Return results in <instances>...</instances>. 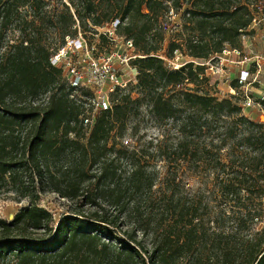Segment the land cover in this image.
<instances>
[{
    "label": "trees",
    "instance_id": "1",
    "mask_svg": "<svg viewBox=\"0 0 264 264\" xmlns=\"http://www.w3.org/2000/svg\"><path fill=\"white\" fill-rule=\"evenodd\" d=\"M61 2L49 8L47 0H0V191L10 186L29 200L13 220L0 217V260L4 264L13 259L15 264H92L98 258L99 264H264V229L238 245L232 233L208 232L194 224L202 207L182 198L167 201L173 223L155 227L150 248L138 238L137 227L125 231L127 238L116 232L121 230L122 214L139 213L135 203L130 208V197L153 187L136 147H118V138L123 142L129 130L140 129L144 106L162 122L176 121L185 111L179 129L186 135L210 119L238 116L239 123L248 127L241 144L254 153L245 157V169L225 183V190L235 196L247 189L264 192L260 183L264 126L244 115L245 107L232 98L183 87L187 82L209 84L206 62L225 47L241 45L242 35L253 32L248 29L256 15L261 12L264 17V0ZM171 10L184 12L185 28L191 34L186 50L192 60L179 68L166 61L180 48L177 41L161 54ZM116 19L115 34L125 42L131 40L139 54L132 60L139 72V96L117 85L108 108L97 103L87 106L83 96H92L91 89L73 85L52 55L79 32L113 41L99 28ZM14 31L19 32L16 40L10 36ZM50 35L59 36V41H51ZM231 85L240 90L237 80ZM42 97L44 101L37 102ZM94 106L97 113L89 119ZM246 109L252 113V107ZM174 149L191 152L187 139ZM218 152L211 161L220 164ZM123 159L132 164L130 171L122 169ZM46 192H56L74 204L56 224L53 214L39 205ZM87 206L90 211L84 209ZM140 228L151 227L146 223ZM105 236L115 245L102 242Z\"/></svg>",
    "mask_w": 264,
    "mask_h": 264
},
{
    "label": "rangeland",
    "instance_id": "2",
    "mask_svg": "<svg viewBox=\"0 0 264 264\" xmlns=\"http://www.w3.org/2000/svg\"><path fill=\"white\" fill-rule=\"evenodd\" d=\"M47 1L49 8L62 5L61 0ZM256 18L257 21L253 23L254 28L252 25L248 31L256 29V32L261 31L263 33L264 17H262L261 12L256 15ZM185 25L186 20L183 11L178 13L174 10L173 13L170 11L167 21H165L166 39L161 54L165 55L164 53L168 50L171 41L175 40L181 46L176 50L174 58L166 60L169 66L174 65L173 62H175L180 67L191 59L186 50V42L190 33H188ZM107 29V27H101L99 31L105 32ZM10 36L16 40L19 37V32L14 31ZM78 38L83 40L84 46L82 48L71 46L70 51L59 58L53 54L52 60L54 64L63 66L70 81L73 82L78 75L82 80L81 86L91 89L92 96H83L87 101V106L90 103L99 105L103 91L106 94V99H111L110 94L117 85L116 79L119 80L120 86L132 90L135 96H139L136 88L138 73L136 66L132 63V60L139 56L135 47L127 46L125 38L118 35H115L113 41H108L100 38L97 34L93 35L91 32H79L74 39L77 40ZM248 38L244 39L242 35L239 49H243L245 46H248V48L245 47L246 49L251 47V44L246 42ZM50 40L58 42L59 36L50 35ZM241 65V63L233 64L226 62V60L221 65V60L216 56L206 62V77L209 78V84L206 81L199 84L187 82L183 87L199 93L209 91L221 99L232 98L234 102L245 107L243 108L244 115L253 117L256 122L264 126V109H259L258 113L252 110V113L249 114L248 109H246L247 106H244L245 93L251 95L254 101L256 100L251 91L253 85L244 86L239 91L234 90L231 85L232 75L241 71ZM217 67L222 70L223 76L214 81L213 78L216 76L214 73ZM109 73L114 74V80L108 77ZM258 77L257 81L261 80L262 86L259 89L256 85L255 87L258 93L261 91L264 93V75L261 73V76ZM257 84V86L260 85V83ZM170 94L178 95L174 91ZM43 101V97L37 100V102ZM256 105L259 104L256 103ZM144 107L140 116V129L136 133L129 130L124 136L123 142L118 138V147L123 144L136 147L142 164L146 166L153 178V187L152 189L145 188L130 197L129 200L132 202L130 208H133L135 203L140 207L139 213L133 211L132 215L122 214L121 221L123 224L121 230L116 229L117 234L122 238H127L125 231L129 229L132 231L137 227L138 238L150 248L155 227H158L160 223L162 226L173 223V217L166 211V204L171 197H175L193 202L195 205H201L202 212L193 223L200 224V228L208 232L217 230L232 233L238 245L258 236L257 234H260L264 229V192L259 195L255 192L257 190H250L253 191L251 193L247 189L243 190L240 196H235L228 194L224 187L226 182L245 169V157L254 153L252 149L242 145L240 141L242 136L246 135L248 127L239 123L238 116L224 114L222 117L208 120L209 123L204 124L201 129H196L195 132L191 131L193 134L188 133L189 135H186L179 129V122L186 115L185 111L182 112V117L176 121L170 119L162 122L156 121L146 106ZM96 110L95 107L92 112H89V119L97 113ZM231 129H233L232 132H230ZM186 139L189 141L191 152L189 154L180 151L175 153V145ZM217 151H219L218 156L221 159L220 164H217L215 160L211 161ZM209 155H213L212 158ZM200 156L201 159L198 158ZM121 162L123 170H131V163L126 159ZM260 183L264 189L263 178L260 179ZM261 190L262 188L259 191ZM28 205L29 200L23 198L12 187L6 186L0 191V217L2 219L13 220L18 211ZM39 205L53 214L55 224L60 218L70 214L69 211L74 207L72 202L62 198L56 192L41 194ZM84 209L90 211L91 208L87 206ZM93 209L95 207L92 206V211ZM110 211L115 212L113 208ZM146 223H149L151 228L145 231L140 227ZM101 239L104 243L115 245L110 237L105 236ZM100 259L98 258L92 264H99ZM15 262L13 259L10 264H15ZM4 263L0 260V264Z\"/></svg>",
    "mask_w": 264,
    "mask_h": 264
},
{
    "label": "built area",
    "instance_id": "3",
    "mask_svg": "<svg viewBox=\"0 0 264 264\" xmlns=\"http://www.w3.org/2000/svg\"><path fill=\"white\" fill-rule=\"evenodd\" d=\"M171 11L173 13V10H171ZM256 21H257V18H255L254 22H256ZM118 23H119L118 19L107 23L105 27H107L108 29L105 32H107L109 34V36L115 37V35H116L115 30H116ZM251 33H253V32H250L249 34H251ZM249 34H243L244 39H246V37H248ZM67 40H68V43H67L66 47H63L61 49V51L55 55L56 58H59L63 54L68 53L70 51L69 48L71 46H75L76 48H82L84 46L83 40L81 38H78L77 40L72 39V38H68ZM125 44L129 47H133V43L131 40L126 41ZM217 57L221 60V65L224 64L225 60H226V62H230L233 64H240V63L245 64V63H249V62L254 64V66H255L254 71H252V69H250V68L249 69H242L240 71V74L238 77V83L240 84V88H243L244 86L250 87L251 85H254V83L257 82L258 76L261 73L262 68H264V49L261 47H254L249 53H247L244 49L225 47L223 49L222 53L220 55H218ZM168 59H170V58H168ZM168 59H166V60H168ZM190 60H192V59H190ZM173 63H174V65H172L171 67L179 68L178 65L175 64V62H173ZM72 71H74V69H72ZM137 73H139V72L137 71ZM109 74L110 75L108 77L111 78L112 80H114V78H115L114 74L113 73H109ZM214 74H216V76L214 78L212 77L214 79V81H217L218 79H220L221 76H223L222 70L218 67L216 68V71ZM81 82H82L81 77L76 75L72 84L73 85H81ZM116 83H117V85H120L119 80H117V79H116ZM213 83H215V82H213ZM101 95H102V99H99L100 104L98 106L100 108H103V109L108 108L109 107V100L106 99L107 97H106L105 92L103 91ZM262 99H264V96L261 99H259L258 101H256V100L254 101L253 98L251 97V95H248L247 93H245V101H244L245 105L244 106L258 107L259 109H261V108L264 109V107L262 105ZM256 103H258L259 105L257 106ZM88 121H89V119L86 120V122H88Z\"/></svg>",
    "mask_w": 264,
    "mask_h": 264
},
{
    "label": "crops",
    "instance_id": "4",
    "mask_svg": "<svg viewBox=\"0 0 264 264\" xmlns=\"http://www.w3.org/2000/svg\"><path fill=\"white\" fill-rule=\"evenodd\" d=\"M254 28V25L252 26ZM248 39L246 40V42L249 44H251V47H249V49H246L245 47L248 48V46H245L243 49L246 51V52H250L254 47H261L264 49V32L262 33L261 31L260 32H256V29L253 30V33L249 34L248 35ZM252 69V71L255 70V66L254 64H252L251 62L249 63H243L241 65V70L242 69ZM262 75H264V68H262V71H261ZM261 73L259 74V76H261ZM239 74H240V71H237L236 73H234L232 76V80H237L238 81V77H239ZM259 78V77H258ZM257 83H260L259 86H257L258 84ZM259 89L260 86H262V81H257L251 88V91L252 93L254 94V98H256V101H258L259 99H261L263 96H264V93L261 91V93H258V90L257 88ZM264 86V84H263ZM252 110L257 112L259 111V108L258 107H252ZM253 118V117H252Z\"/></svg>",
    "mask_w": 264,
    "mask_h": 264
}]
</instances>
